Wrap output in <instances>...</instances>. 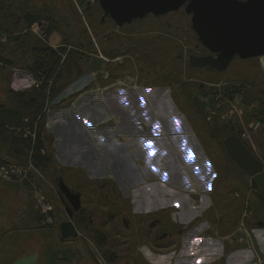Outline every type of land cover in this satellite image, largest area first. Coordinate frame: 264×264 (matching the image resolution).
<instances>
[{
    "label": "rangeland",
    "instance_id": "374dc122",
    "mask_svg": "<svg viewBox=\"0 0 264 264\" xmlns=\"http://www.w3.org/2000/svg\"><path fill=\"white\" fill-rule=\"evenodd\" d=\"M19 2V15L15 20H18L22 10L23 12L30 11L45 16L46 19L36 23H44L47 25V30H50L51 24L54 28L50 31L47 41L37 38L32 32L35 23L23 30L11 23L12 32L30 34L28 42L48 43L56 50L62 47L67 53V56L64 54L58 64V70L52 74L60 78L59 82H53V84L65 89L61 90L55 99L50 97V86L53 80H48L42 71L33 73L16 70L11 74V82L15 72L21 75H31L40 80L41 84L32 88L48 83L46 99L43 98L44 103L42 98L39 101L42 104L40 123L45 124L47 132L54 138L53 147L58 159L55 158L62 168H66L64 176L67 177L66 172L77 169L75 167H78L79 171H84L85 174H88L93 167L95 173L88 175L92 179H100V182L106 181V177L111 176L120 187L119 195L123 199L138 200L141 197H147L146 194L139 196L135 192L137 185L131 184L127 171L124 170L122 179L114 172L115 168L109 161L110 154L114 155L119 149L125 153L123 158L128 157L126 160L134 163L142 172V179H140L142 181L138 186L149 188L147 197L149 200L166 198L165 192H162V185L166 184L167 180H172L171 186L173 183L176 184L173 197L181 198L188 194L192 195L193 192L178 186L181 185L180 182L183 179L179 182L174 181L178 177L174 171L175 167L178 168L177 156L180 155L183 161L188 163L191 161L188 159L189 155L198 154L200 151L212 163L216 173V182L213 184L214 204L212 208L210 207L212 203L209 202L207 206V201L201 200L197 209L201 210L202 220L206 222L205 233L223 241L226 261H223V257L218 262L227 264L234 245L241 249L247 246L242 245L241 247L238 243L240 236L238 227L241 222L244 221L248 230L258 228V223L264 224V201H260L257 195L250 191V177L228 156L223 143L229 128L237 133L264 162V129L259 123L260 120L254 121L258 119L255 116L257 111L264 110V103L260 100L261 103L248 106L239 96L242 89L241 82L244 79L249 82L244 88L246 97L247 94L257 97L259 93H261L260 97L263 96L264 56L249 60L236 58L224 72L207 68H192L189 56H203L208 50L199 42L192 28L190 17L185 12V7H182L177 14L172 12L165 18L146 17L119 28L111 19L106 17L103 20L104 12L97 0L94 2L93 0H19ZM79 43H84L86 47H82ZM75 48L80 49V52ZM101 54L106 59H101ZM117 57L120 61L112 62ZM119 62H125V65ZM133 64L135 73L131 77H137L138 89L121 87L116 83L120 81H106L107 70L111 72L117 69L124 75L131 67L133 68ZM2 72L0 71V88ZM166 74L169 78L164 76ZM162 76L164 79L161 78ZM200 85H203V90L199 88ZM231 87L237 90V93L225 94L224 90ZM136 90L139 92L138 98L135 95ZM4 94L0 92V101L6 103ZM228 97L231 98L230 102L227 101ZM255 107L256 110H254ZM231 116L232 118L229 119ZM263 118L264 116L260 119ZM28 120L24 119L19 124L7 126L6 134L11 138L17 135L19 138L28 139L24 137V132L20 131L28 126L24 123H30ZM101 121L103 122L100 123ZM91 122H98V124ZM135 122L139 124L137 127ZM123 126L124 128L131 127L130 131L124 129ZM80 129L89 136L79 134ZM72 131L79 135H73ZM185 133L192 135L194 140H197L195 141L197 144L194 145H201V148L187 150L193 144L188 140L187 142L178 141L176 137ZM138 134L140 137H137ZM69 138L73 140L68 141ZM34 145L36 146V141L31 144L35 152ZM79 145L83 149L78 152ZM92 147L98 149L102 165L96 160L93 162L95 152ZM169 151L170 173L167 168ZM118 153L121 152L118 151ZM88 156L90 157L83 159ZM32 157L30 158L29 151L25 164L12 163L27 165L30 159L32 161ZM209 160L206 158V162L211 166ZM33 165L35 166L34 163ZM197 170L204 172L203 168ZM40 172L49 181V184L40 183L43 185L47 202L52 207L51 211L55 215L54 218L51 211L48 213L54 220L56 219L51 225L44 222L43 217L46 216L40 212L38 202L35 201L29 189V182L32 180L29 177L32 174L29 176L27 174L26 179L21 175L22 180L28 182L27 185L7 181L0 177V264H5V261L14 253L11 250L7 251L10 248H27L32 254L35 251H41L44 254L49 250L53 252L54 248H59L63 252L60 258L69 260L70 257L72 259L64 264H101L90 253V247L96 251V256L103 264H142V262L175 264L177 258L180 257L181 246L179 245L183 236H178L181 227L171 222L170 217L174 215L172 216L174 218L177 214V212L171 213L173 210L163 215L164 229L174 235L164 240L167 247L162 249H159V245L160 243L163 245V242L155 240L154 237H146L141 232L137 235L134 226L127 229L118 225L119 231L116 230L114 233L113 226L118 223L110 222L109 211L105 209L106 207L111 209V206L99 202L97 207L90 204L86 207L90 209L94 220L91 228L89 230L79 229V236L75 239H63L59 226H57L59 222L67 219L64 213L65 208L62 204L60 205L58 196L57 183L60 178L53 181L49 177V172L44 173L41 170ZM190 172L186 173L192 181L195 177V179L198 177L202 179L198 181L201 186L199 188L204 191H201L202 194H208L206 191L210 189L209 184H204V179L197 173L191 175ZM71 181L74 187L67 181L68 185L77 188L73 180ZM32 182L38 187L39 182L35 180ZM51 188H55L54 191L51 192ZM91 188L89 189L90 198H85L83 195L85 203L92 198L100 200L106 193H109L108 189L100 190L98 183ZM109 197L116 198V200L119 198L118 195H109ZM246 202H248L247 209L245 208ZM138 204L139 202L136 201L134 211L139 208ZM101 205L107 206L104 208ZM163 205L165 208L166 202ZM178 206L180 207L179 203ZM134 214L131 213L129 216L132 217ZM136 215L140 216L141 223L146 219L150 221V217H142L144 214L137 213ZM213 227H215V232ZM99 228L104 232H112L102 247L96 244L97 238H95L97 234L95 230ZM144 229L145 232L148 230V222ZM258 229H261L263 240L264 225ZM147 238L151 242L149 246L152 250L151 254H145L144 252L147 251L142 247ZM252 244L256 255H260L264 260V254L259 250L257 238L253 235ZM121 247L127 248L126 255L122 257L111 259L107 254H100L103 248L108 252L116 249V254H120L123 253L120 250ZM3 251L7 252L3 254ZM234 258L237 261L241 259L235 255L229 262L230 264L235 263ZM52 260L50 256V259H47L48 263H41V260L39 264H52ZM210 260L215 262L214 257L199 262L207 264ZM242 260L245 264L249 261L247 259L245 262L244 258Z\"/></svg>",
    "mask_w": 264,
    "mask_h": 264
},
{
    "label": "water",
    "instance_id": "95a60500",
    "mask_svg": "<svg viewBox=\"0 0 264 264\" xmlns=\"http://www.w3.org/2000/svg\"><path fill=\"white\" fill-rule=\"evenodd\" d=\"M104 15L118 26L175 12L185 7L191 15L192 28L209 55H190L192 68L224 72L236 58L249 60L264 56V0H97ZM247 80L245 79V83ZM228 156L251 178V188L264 194V162L252 152L238 135L224 139ZM60 199L68 211V220L60 224L62 238H77L72 209L82 207L81 193L58 182ZM68 199L69 204L64 200ZM259 227L263 223L257 224ZM39 254L25 256L12 264H36Z\"/></svg>",
    "mask_w": 264,
    "mask_h": 264
},
{
    "label": "trees",
    "instance_id": "16d2710c",
    "mask_svg": "<svg viewBox=\"0 0 264 264\" xmlns=\"http://www.w3.org/2000/svg\"><path fill=\"white\" fill-rule=\"evenodd\" d=\"M19 3V0H1L0 2V71H3L1 73L2 86L0 88V92L2 94L5 93L3 97L5 98L4 101H6V103L0 101V166L2 164L12 162L18 164L26 163L27 154L31 149L32 142L29 138H19L17 135H14L11 138L6 134V130L9 126L23 122L24 119H29L28 122H40L42 104H40L39 101L41 98L46 99L47 90L49 88L48 83H45L40 87L31 88L22 92H16L11 88V74L16 70H26L33 73L42 71L48 80H53L52 85L50 86V97L53 99H55L59 92L64 89L62 86L56 87V85L53 84V82H59L60 78H58L57 75L53 76L52 74L54 71L58 70V64L63 58V55L66 54L67 56V53H65L66 50L62 47H59L56 50L48 43L35 44L28 42L30 34L27 33H13L11 30V23L22 28L23 30L26 27H30L37 21L46 19L45 16L41 14L30 11L23 12L22 10L18 20H15L17 19V15H19ZM53 28L54 27L51 24L50 30H47L49 31L48 34L51 33L50 31L53 30ZM3 39H5V41H3ZM79 45L84 48L86 47L84 43H79ZM70 48L72 47L70 46ZM75 50L80 52V49L75 48ZM70 52L71 51H69V53ZM110 73L112 78H117L121 76L123 77L124 75H129L132 73V71L130 68L129 72L123 75L117 69H115ZM52 76L53 78L50 79ZM241 87L243 91L244 88L247 87V84L244 82V80L241 82ZM41 91H43V93ZM224 93L228 95L233 94L234 90L232 91L231 88H229L224 90ZM260 95L261 93H259V96L253 97L252 95L247 94L246 97V93L244 91L242 97L243 103L248 106L252 104H259L261 103L260 100H262V103H264V94H262V97H260ZM257 112L258 113H256L255 116L258 119L264 116V110ZM228 130L226 137L230 135H238L231 129L228 128ZM53 141L54 138L47 132L45 124L40 123L37 133L36 146L34 145L35 152L32 157L33 163L42 172H49V177L50 179L52 178L53 181H55L57 178H61L62 176L64 177L63 179L65 182L68 181L71 183V180H73V183H75L77 189L83 193L85 198H90V190L92 189L91 187L97 182L89 180V178L85 176V173L79 171V169H72L71 172H66L68 178L64 176V169L66 168H62L55 158ZM115 189L117 190L116 194L118 197L122 198L119 195L118 188L116 187ZM127 201L129 202V200ZM52 215L55 218L54 212H52ZM88 223V217L87 214H85L82 217V224L80 227L84 228L85 224ZM106 242V237L100 239L97 238L96 240V244L99 246L101 245L100 247L105 245ZM51 247L54 248L53 245H51ZM61 254H63V252H61L59 248H54L53 252L49 250L48 253L43 254L41 263H48L47 259H50V256L53 258L52 264H64L66 261L70 262L72 260L70 257L69 260L60 258L59 256H61Z\"/></svg>",
    "mask_w": 264,
    "mask_h": 264
},
{
    "label": "crops",
    "instance_id": "0c3cea01",
    "mask_svg": "<svg viewBox=\"0 0 264 264\" xmlns=\"http://www.w3.org/2000/svg\"><path fill=\"white\" fill-rule=\"evenodd\" d=\"M86 74H87V72H86ZM99 74H101V73L99 72ZM78 92H79V90H78ZM138 93L139 92H137V94ZM102 122L103 121H101L100 123H102ZM91 123H93L95 125L98 124V122H91ZM135 125L137 127L139 124H137V122H135ZM123 128H124V126H123ZM124 129H128L127 131H130L131 127L127 126ZM72 133H73V135H79V134L84 135V134H86L87 136H89L85 131L83 132L82 129H80V131H78L79 134H77L73 131H72ZM132 133H133V130H132ZM183 135L176 136L177 140L178 141H185V142H187V140H188V142L190 141L193 144L192 146H189L187 150H189V149L190 150H193V149L196 150V149L201 148V145H194L196 143L195 141H197V140H194L192 135H190L189 133H185ZM137 137H140L139 134L137 135ZM72 140H73V138L68 139V141H72ZM193 141H194V143H193ZM199 143H200V140H199ZM53 149H54V153H56V150L54 147H53ZM82 149H83L82 146L79 145L78 152L82 151ZM93 150L95 152V153L93 152L95 154L93 156L95 158L93 160V162L96 160V162L98 164L102 165V158H101L100 154L98 153V149L93 148ZM118 151L121 152L118 154H122V155H120L121 160H122V162H124L123 165H124L125 170H127V172H129L128 175H132V176L134 175V177H136V179H139V180L142 179V174H141L142 172L139 171V168L134 163L133 164L129 163V161L125 162V159L128 157H126L124 159L123 155H125V153H122V150H119V149L116 150L115 153H117ZM198 152H199L198 154H193L192 156L189 155L188 159H191V161H188V163L183 161V157H181L180 155L177 156V161H178L177 167L178 168H176V167L174 168L175 169L174 171L178 176L177 178H175L174 181L179 182L183 179V181L180 182L181 185H178V186L181 188H184L188 191L192 190L191 191V192H193L192 195L188 194V196L181 197V198L173 197V195L176 192L175 191L176 189H174L176 184L173 183L171 186L170 182L172 180H167V183L162 185V188H163L162 192H165L166 198L164 199L165 201L163 199L161 201H162V203L166 202V204H167L166 207L164 208V210L168 211V212L169 211L171 212V210H173L171 213L177 212L175 217L172 218V216H174V215H172L170 217V219H171L172 223L181 227V231L178 233V236H180V235H181L180 237L183 236L182 242L180 240V245H179V247L181 246V249L179 252L180 257L177 258V261L175 264H201L200 263L201 261L205 260L206 258L208 260V258H210V257H214L215 262L213 263L210 260L209 262H207V264H219L218 261L224 257L225 252H226L225 248H224L225 245L220 238H216L212 235H208L207 233H205L206 228H207V226L205 224L206 222L204 223V220H202L203 215L200 213L201 210L199 208L197 209V206H199L198 203L201 200L207 201V206H208L209 202L212 203V204H210V207L212 208V206L214 204V202H213V194H214L213 184L216 182V178H215L216 173H215V170L213 168L212 163L210 162L208 157H204L203 153H201L200 151H198ZM55 157L57 158L56 154H55ZM89 157L90 156L83 157V159H87ZM169 157H170V151L168 152V158H167L168 173H170V168H171ZM206 158H207V160H209L211 166L206 162ZM75 168L78 169V167H75ZM200 168H203L204 172L197 170ZM88 171H89V169H88ZM187 171H191L189 173L191 175H194L195 173H197L198 175H200L204 179V182H203L204 184H206V185L209 184L210 189H208L206 191V193H208V194L204 195V194H202V192H204V191L200 190L201 186H200L198 181H201L202 179L200 177L195 179L196 178L195 177V178H193V181H192V179L186 173ZM92 172H93V167L88 174H91ZM93 173H95V172H93ZM88 174H85V176L87 178H91ZM106 178H107L106 180L112 179L115 181V179H113L111 176H107ZM94 179H96V178H94ZM24 187L26 188V186H24ZM119 189H120V187H119ZM142 189L145 191H149V188H147V187H142ZM145 194L148 197V193H145ZM152 194L155 197L154 193H152ZM147 197H146V199L149 200ZM153 199H157V198H153ZM153 199H150V200H153ZM132 200L138 201L135 198H133ZM241 200L243 201V199H241ZM177 201H178L180 207L178 206V203H175ZM174 207L177 209H175ZM178 208L180 209L179 212H178ZM258 228H254V236L257 238V241L259 243L260 252L262 254H264V245H261L264 243V239L262 240V238H263L261 235L262 232H261V229H258ZM213 230L215 232V227H213ZM204 233H205V235H204ZM247 248H251V249L245 250L244 248L241 249V248H238V246L234 245L233 251L230 253V257L228 258L227 264H230L229 262L233 259V257L235 255H238L239 258H241V259H239V261H237L234 258V262H235L234 264H245L244 261L242 260V258L245 259V262L247 259L249 260L247 264H260L256 260V257H255L256 252L254 251L253 247L251 246V247H247ZM208 255H211V256H208ZM216 259H218V260H216ZM223 261L224 262L226 261L225 257H224Z\"/></svg>",
    "mask_w": 264,
    "mask_h": 264
},
{
    "label": "flooded vegetation",
    "instance_id": "af4514ba",
    "mask_svg": "<svg viewBox=\"0 0 264 264\" xmlns=\"http://www.w3.org/2000/svg\"><path fill=\"white\" fill-rule=\"evenodd\" d=\"M181 10L179 9L178 11H175V12H173V13H175V14H177L178 12H180ZM170 14H172V12H169V13H167V14H165V15H161V16H155V15H152V14H150V15H148V16H146V17H151L152 19H161V18H165V17H167L168 15H170ZM187 16H189L190 17V21H191V15H187ZM107 16H105L104 15V18H103V20L106 18ZM145 17V18H146ZM107 18H109V19H111L110 17H107ZM112 20V19H111ZM113 21V20H112ZM114 22V21H113ZM115 23V22H114ZM116 24V23H115ZM124 26V25H123ZM123 26H121V27H123ZM119 27V26H118ZM121 27H119V28H121ZM163 46V45H162ZM160 47V46H159ZM158 47V48H159ZM165 48L167 47V46H164ZM209 54H211V53H209L208 51L204 54L205 56H207V55H209ZM190 57V56H189ZM105 58V57H104ZM106 59V58H105ZM119 58L117 57V59H115V60H112V62H118V61H120V60H118ZM104 60V59H103ZM127 61V57L125 58V62ZM124 62V63H125ZM132 62V61H131ZM190 62V61H189ZM124 63H122V62H119V64H121V65H125ZM133 63V62H132ZM197 69V68H196ZM107 70V69H106ZM210 70H212V69H210ZM131 71H132V73L131 74H129V75H124L123 77L121 76V77H117V78H112L111 77V73H110V71L109 70H107V79H106V81H108V82H112V80H114V82L115 81H122V80H124V79H128V80H130L131 81V83H133V84H136L137 86H133V87H126V88H130V89H138V84H137V77L135 76V77H131V75L132 74H134L135 73V70H134V64H133V68L131 67ZM166 78H169V76L166 74V75H164ZM164 76H162L161 78H163L164 79ZM244 82H245V79H244ZM117 83V82H116ZM246 84L248 85L249 84V82H246ZM206 87V86H205ZM163 88H165V87H163ZM200 88H202V90L204 89L203 88V85H200ZM137 90L135 91V95H136V97L138 96V94H137ZM142 95V94H141ZM206 95V94H205ZM138 98V97H137ZM245 143V142H244ZM247 145V144H246ZM248 147V146H247ZM249 148V147H248ZM250 150H251V148H249ZM253 150V149H252ZM251 150V151H252ZM253 152V151H252ZM120 155H122V154H118V152L117 153H114V155H112V154H110V157H111V159L109 160L110 161V163H111V166H113V168H115L114 169V172L115 173H117V176L120 178V179H122V177H123V172H124V170H125V168H124V162H122V160H121V156ZM127 160L125 159V162H126ZM121 166H122V168H121ZM125 171H127V170H125ZM129 173V172H128ZM128 178H129V180H130V182H131V184H136L137 185V188H135V192L137 193V194H139V196H141V194L142 195H144L145 193H148V191H145V190H143L142 189V186H138V184L140 183V180L139 179H136V177H134V175L132 176V175H128ZM61 179V178H60ZM59 179V180H60ZM89 180H92V181H96L97 183H98V185H99V187H100V190H105V189H108V194L106 193L105 195H104V197L103 198H101L100 200H98V199H95V198H92V199H88V201L85 203L84 202V200H83V193L81 192V191H79L77 188H73V187H71L70 185H68V183L67 182H65L67 185H68V187L69 188H71V190H73V191H75V192H78V193H81V200H82V207H81V209L78 211V212H76V211H74L73 209H72V214H73V223H74V225H75V227H76V229H77V231L79 232V229H81V227H80V225L82 224V217L85 215V214H87L88 213V215H87V217H88V224H85V227L83 228L84 230H89L90 229V227H91V225L94 223V220H93V216H92V214H91V212H90V209L88 210L86 207H87V205H92L93 207H97L98 206V202L101 204V203H106V204H108V205H110L111 206V209H108L106 206L107 205H101L102 207H106L105 209H106V211H109L108 212V214H109V217H110V222L111 223H113V222H115V223H118V224H115L114 226H113V228H114V230H113V232L114 233H116V230H117V232L119 231V228H118V225H121L123 228H132L133 226L135 227V230H136V233H137V235H139V233L141 232V233H143L144 234V236H148V237H154L155 238V240H157V241H160V242H163V245H162V243H160V247H159V249H162V248H164V247H167V244H164V240L165 239H167V238H169V237H172L174 234H172V233H170V232H168L167 231V229H164L165 227L163 226V220H164V214H166L167 215V213H168V211H165L164 210V205H163V203H162V199H153V200H147L146 199V197H141V198H139L138 199V201H137V203L139 202V204H138V209H137V211L135 210L134 211V208L136 207L135 205H136V201L135 200H129V199H123V198H118L117 200H116V198H111V197H109V195H111V196H117V190L115 189L116 187L118 188V190H119V192H120V189H119V186H118V184H116V182L114 181V180H106V181H104V182H100L99 180L100 179H90L89 178ZM59 182V181H58ZM48 183H49V181H48ZM250 186H251V178H250ZM57 187H58V196H59V199H60V191H59V186H58V183H57ZM54 189L55 188H51V192L52 191H54ZM50 191V190H49ZM250 191H253V193L255 194V195H257L256 197L260 200V201H264V194H261L259 191H254V190H252V188H250ZM54 193V192H53ZM57 193V192H56ZM97 193L99 194V191H97ZM97 194V195H98ZM145 196V195H144ZM64 200L66 201V203L70 206V208H72L71 207V205L69 204V201H68V199L64 196ZM87 200V199H86ZM114 200H116V201H114ZM127 200H129V202L127 201ZM134 201V202H133ZM63 205L64 206V208H65V217H67V219L66 220H64V221H67L68 220V211L66 210V207H65V205H64V202H62L61 201V199H60V205ZM129 206H130V208H129ZM92 210H94V208L92 209ZM110 210H112V212L110 211ZM163 212V213H162ZM249 212H251V210L249 211ZM131 213L132 214H134V213H140V214H144V216L142 215V217L144 218V217H150V221H148V219H146L143 223H141V221L139 220V218H140V216H137L136 214H134L132 217L131 216H129V215H131ZM171 216V215H170ZM43 219V218H42ZM64 221H62V222H64ZM54 222H55V220L53 221V223L52 224H54ZM62 222H59V225H57V226H59L60 227V224L62 223ZM147 222H148V230L145 232V229H144V227H145V225L147 224ZM60 229V228H59ZM96 232H97V234H95V238H98V239H100V238H103V237H106L107 238V241H108V235L110 236V235H112V232H104V231H102L100 228H99V230L97 229V230H95ZM61 233V232H60ZM99 236V237H98ZM64 239V238H63ZM68 239H71V238H68ZM75 239V238H74ZM150 241L148 240V238H147V241H145V243H143V248H144V250L146 249V251L147 252H144L145 254L146 253H152V250H151V247H149L150 246ZM161 246H163V247H161ZM90 249V253L92 254V255H94L95 256V259H96V261L98 260L101 264H103V262L101 261V259H99L97 256H96V251L93 249V248H89ZM13 251L14 253L12 254V256L9 258V259H7L6 261H5V264H12V263H14L16 260H18V259H21L22 257H25V256H33V255H35V254H39V258H38V261H37V263L36 264H39V262L42 260V257H43V254H42V252L41 251H35V253H33L32 254V252L30 253L28 250L29 249H27V248H23V249H21V248H10V249H8L7 251ZM102 250V252L100 253V254H107V255H109V257L111 258V259H113V258H119V257H122L123 255H126V251H127V248H125V247H121L120 248V250H122L121 252H123V253H120V254H116V249H111V250H109V252L108 251H106V249L104 250V248L103 249H101ZM7 251H3V254L5 253V252H7ZM19 251H21V252H19ZM133 255V254H132ZM135 257V256H134ZM12 260V261H11ZM11 261V262H10ZM10 262V263H9ZM142 264H147V263H145V262H142Z\"/></svg>",
    "mask_w": 264,
    "mask_h": 264
},
{
    "label": "built area",
    "instance_id": "2783aa9c",
    "mask_svg": "<svg viewBox=\"0 0 264 264\" xmlns=\"http://www.w3.org/2000/svg\"><path fill=\"white\" fill-rule=\"evenodd\" d=\"M95 0H93L94 2ZM47 26L44 23H35L34 26L32 27V32L35 34V36L43 41H47L49 34L47 31ZM101 59H105L104 56L101 54ZM42 79H45L42 77ZM39 84H41L40 80L36 79L35 77L31 76V75H21L18 72L14 73V78L11 82V88L18 92V91H25L28 89H31L34 86H39ZM117 84H119L121 87H133V86H137L136 84L131 83L130 80L128 79H124L120 82H117ZM231 90H234V93H237V90H235L233 87H231ZM240 94L239 96H241V98L243 97V93L244 91L241 89L240 90ZM233 93V94H234ZM231 94V95H233ZM230 97L227 98V101L230 102ZM257 106V105H256ZM256 109V107L254 108V110ZM232 116L229 118L231 119ZM256 120H260L259 123L261 124V126L264 128V118L263 119H255ZM25 124H28V126L24 127L23 129H20V131L24 132V137H28L30 139V141L34 144L35 141L37 140V133H38V129L40 126V122H24ZM34 152V147L31 148L30 150V158L32 157ZM28 174L32 176L29 177L30 180H35L38 183V187H36L32 180L29 182L30 183V191L32 193V195L35 198V201L38 202L39 208H40V212L44 213L46 217L44 222L46 224H52L54 219L52 217V215H48L49 211L52 210V207L49 205V203L47 202L45 193H44V189H43V185H41L42 182L48 183V179L45 178L42 173L40 172L39 169H37L31 159L29 160L27 165H18L15 163H7V164H2L0 166V177L4 180L7 181H12V182H16V183H21L24 185H27L28 182H25V180H22L21 175L24 176V178L26 179V175ZM37 177H34V176ZM29 181V180H28ZM41 182V183H40ZM49 184V183H48ZM245 208H248V202L245 203ZM52 212V211H51ZM247 213V212H246ZM238 232H239V238H238V243L242 246V245H247L244 249H251V248H247V247H253L252 244V235L254 236V229H250L248 230L247 226L245 225L244 221L241 222L240 226L238 227ZM253 250V249H252ZM256 260L260 263L263 264L264 260H262V257L260 255H255Z\"/></svg>",
    "mask_w": 264,
    "mask_h": 264
},
{
    "label": "bare ground",
    "instance_id": "6f19581e",
    "mask_svg": "<svg viewBox=\"0 0 264 264\" xmlns=\"http://www.w3.org/2000/svg\"><path fill=\"white\" fill-rule=\"evenodd\" d=\"M134 22V21H133ZM117 25V24H116ZM125 25V24H124ZM118 26V25H117ZM119 27H121V26H119ZM261 57H263V56H261ZM262 127V126H261ZM263 128V127H262ZM264 129V128H263ZM65 239V238H64ZM68 239V238H67ZM264 264V263H263Z\"/></svg>",
    "mask_w": 264,
    "mask_h": 264
}]
</instances>
